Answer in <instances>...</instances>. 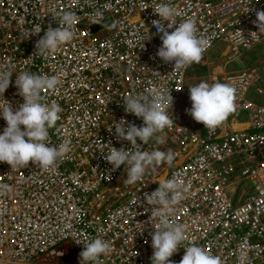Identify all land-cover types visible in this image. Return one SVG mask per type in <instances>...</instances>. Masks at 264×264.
Returning <instances> with one entry per match:
<instances>
[{
  "label": "built area",
  "instance_id": "built-area-1",
  "mask_svg": "<svg viewBox=\"0 0 264 264\" xmlns=\"http://www.w3.org/2000/svg\"><path fill=\"white\" fill-rule=\"evenodd\" d=\"M161 2L176 10L166 23L195 20L198 34L210 40L202 56L224 45L225 61L212 67L218 69L206 82L232 84L236 111L214 131L186 111L191 100L183 110L177 107L191 65L177 70L156 55L162 33L152 21ZM94 8L103 12L99 22L90 15ZM65 10L76 14L74 38L47 56L35 54L43 30L57 26L52 16ZM257 11H264V0H0V69L14 72L0 106L23 103L14 84L21 71L58 77L55 90L42 92L62 109L49 139L70 142L66 156L48 169L31 161L24 168L0 162V184L8 186L0 195V264H80L83 245L76 242L97 236L112 249L101 264H151L157 221L145 194L168 179L187 189L167 210L186 235L171 261L179 264L183 248L194 241L222 264H264V57L227 69L242 59V50L264 42L254 23ZM37 27L43 30L28 36ZM154 89H171L173 125L156 134L163 143L156 136L137 142L141 151L171 150L175 158L127 185V166L113 169L104 159L110 146H131L111 129L122 118L141 126L142 118L125 112L122 98ZM4 127L0 117V132Z\"/></svg>",
  "mask_w": 264,
  "mask_h": 264
},
{
  "label": "clouds",
  "instance_id": "clouds-1",
  "mask_svg": "<svg viewBox=\"0 0 264 264\" xmlns=\"http://www.w3.org/2000/svg\"><path fill=\"white\" fill-rule=\"evenodd\" d=\"M154 12L159 18L152 21L153 27L158 33H162V44L156 55L165 63H172L177 70L200 62L203 52L210 46V40L198 34L195 20L186 18L179 24L166 23L176 14V10L167 2H161ZM90 15L94 18L93 22L103 19V12L99 8H94ZM52 17L56 21V27L49 26L46 30L37 27L28 34L38 35L44 31V35L36 40L34 51L42 57L55 52L74 38L71 29L76 14L73 11L65 10ZM256 17L254 23L264 33V11H257ZM174 25V30L169 32L167 29ZM13 73L11 66L7 70L0 69V96L3 97L12 83ZM14 84L23 103L17 108H13L9 102L0 106V117L6 121V127L0 132V162H6L11 168H24L31 161L48 169L62 160L70 150V142L66 139L59 145L50 142L49 129L56 126L62 109L58 103L46 102L42 94L44 90H55L60 80L56 76L21 71L16 74ZM170 91L171 89H154L150 94L135 93L122 98L125 112L142 118L143 124L138 127L123 118L115 123L111 131L114 128L117 139L126 140L131 146H110L104 159L113 169L122 164L127 166V178L123 181L127 185L141 181L149 168L161 163L171 166L173 163L175 154L171 150L141 151V145L137 142L139 140L146 144L166 127H172L173 119L168 112L173 102ZM189 98L191 108L186 111L210 131L222 126L228 116L236 111V89L230 83L210 84L201 81L189 87ZM156 140L157 143H163L158 136ZM158 185L151 194H145L147 204L153 206L152 219L157 221L151 233V264H176L169 258L186 240V235L184 226L170 220L167 210L184 198L187 189L175 179L163 180ZM7 188V185L0 184V195H5ZM76 243L83 245V250L79 253L80 264H101V257L109 255L112 250L110 243L99 236ZM183 249L184 254L179 264H222L219 256L212 255L194 241Z\"/></svg>",
  "mask_w": 264,
  "mask_h": 264
},
{
  "label": "rangeland",
  "instance_id": "rangeland-1",
  "mask_svg": "<svg viewBox=\"0 0 264 264\" xmlns=\"http://www.w3.org/2000/svg\"><path fill=\"white\" fill-rule=\"evenodd\" d=\"M224 48L223 43H219V44H215V46L206 52V54H204L202 56V59H206L208 58L209 61L216 59L217 61H220L221 63H223L225 61V59L221 56L222 50ZM243 53V57L241 60H239L238 62H231L228 66L227 69H242L245 68L247 66L253 65L254 63H256L257 61L261 60L264 57V42L255 46L254 48H252L251 50H242ZM204 66V65H203ZM205 67V66H204ZM192 72L188 73L187 76H190L192 78ZM200 82V81H198ZM198 82L196 84H198ZM195 83L191 84V85H186V91L185 93L182 95V98L179 102V104H177V107L182 106V104L184 103V98H185V102L190 99L189 98V87L190 86H194L196 85ZM252 98L259 102V98L256 94H254V92H250ZM184 96V98H183ZM58 264H65L63 262H59Z\"/></svg>",
  "mask_w": 264,
  "mask_h": 264
},
{
  "label": "crops",
  "instance_id": "crops-1",
  "mask_svg": "<svg viewBox=\"0 0 264 264\" xmlns=\"http://www.w3.org/2000/svg\"><path fill=\"white\" fill-rule=\"evenodd\" d=\"M194 65V67L193 66H191L190 68H189V70H188V72H187V75H188V73H190V72H192L193 74H192V78L190 77V76H187L186 75V81H185V87H186V85H191V84H193V83H197L198 81H207V79H206V77H207V75H208V73L210 72V70L212 69V70H217L218 69V67L217 68H212L213 66H215V65H218V64H222L220 61H217L216 59H213V60H211V61H209L208 60V58H207V60L205 59H201V61L200 62H198V63H193ZM201 65H204L205 67L204 68H202V71H199V67H201ZM199 83V82H198ZM186 89V88H185ZM186 91V90H185ZM251 94V93H250ZM183 98H184V96H183ZM190 100V99H189ZM188 101V100H187ZM189 102V101H188ZM185 107V98H184V103L182 104V106H180L179 107V109H180V111L181 110H183V108ZM234 127L235 128H241V125H238L237 123L236 124H234Z\"/></svg>",
  "mask_w": 264,
  "mask_h": 264
},
{
  "label": "trees",
  "instance_id": "trees-1",
  "mask_svg": "<svg viewBox=\"0 0 264 264\" xmlns=\"http://www.w3.org/2000/svg\"><path fill=\"white\" fill-rule=\"evenodd\" d=\"M194 64H191V66H193ZM194 67V66H193ZM202 68H204L203 65H201V67H199V71H202Z\"/></svg>",
  "mask_w": 264,
  "mask_h": 264
}]
</instances>
